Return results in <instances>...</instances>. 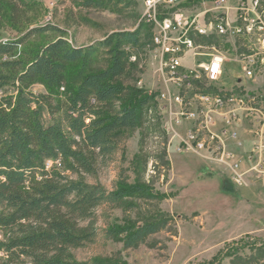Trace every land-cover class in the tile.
I'll use <instances>...</instances> for the list:
<instances>
[{
    "label": "rangeland",
    "instance_id": "rangeland-1",
    "mask_svg": "<svg viewBox=\"0 0 264 264\" xmlns=\"http://www.w3.org/2000/svg\"><path fill=\"white\" fill-rule=\"evenodd\" d=\"M2 1L9 13L8 1ZM27 1L35 4L21 10L15 26L7 18L1 22L0 41L17 39L29 30L51 25L55 29L33 33L25 45L42 44L63 35L72 45L84 46L103 39L112 31L133 30L143 22L142 0H133L131 4L127 0H109L110 3L102 7H85L81 5L82 0ZM213 1L177 0L176 9L185 14L202 13L212 7ZM257 1L256 5L255 0H225L221 4L219 9L227 12L231 25L243 27L240 34L192 35L198 47L186 52L182 61L188 66H195L207 63L211 54L222 57L224 71L217 81H208L201 70L199 77H193L191 88L184 83L178 89L171 86L172 92L185 99L186 109L194 111L195 117H200L202 109L195 94L203 91L224 96L223 103L214 112L215 106L211 108L210 113L214 123L221 116L227 125L231 117V132L235 131L237 135L236 139L231 137V149L230 144L228 149L242 161L245 170L255 163L252 148L258 138L254 131L259 130L260 125L253 115L257 109L264 108V0ZM243 4L246 8L243 12L249 19H254L249 22L252 24L250 32L245 29L247 22L239 18ZM161 12L164 13L165 9L162 8ZM210 13L204 14L206 20ZM153 47L151 43L143 51L135 53L136 56L130 59L135 65L120 78L124 85L142 88L154 95L155 105L150 108L147 121L140 127L124 130L115 139L114 151L97 160L94 173H74L62 166L58 169L69 179L81 178L108 191L122 185H147L156 196L152 199L125 197L116 203L97 206L94 210L96 234L91 241L71 249L74 258L88 264L94 258H107L119 264H264V177L256 178L253 173L248 174L246 184L236 185L231 181L226 166L215 160L217 153L205 152L204 156L182 147L180 139L187 130L202 129H199L196 119L175 122L167 118L158 99L166 85L158 71L159 52ZM107 64V55L100 49L90 70L103 69ZM29 90L33 93L45 92L44 86L38 82ZM15 93L13 87L0 90V96ZM125 95L126 92L122 97ZM231 95L242 97L244 105L227 103ZM120 103L121 100L116 101V105ZM38 108L43 121L48 124L50 120L46 107L40 104ZM230 110L237 113L236 117L229 113ZM173 146L179 152L169 156ZM185 161H197L199 164L186 170L188 165ZM212 164L219 169L208 167ZM213 176L227 178L236 200L246 201L245 207L241 205L240 212L241 220L247 214L246 220L231 237L212 236L207 231L214 225V218L239 220L238 202L234 204L233 211L232 205L227 204L219 194L207 195L199 191L203 180ZM197 210L201 213L205 211V220L200 218ZM153 219L161 221L159 231L127 247L120 229ZM86 223L81 222L82 225ZM22 264H29L28 260L25 259Z\"/></svg>",
    "mask_w": 264,
    "mask_h": 264
},
{
    "label": "trees",
    "instance_id": "trees-1",
    "mask_svg": "<svg viewBox=\"0 0 264 264\" xmlns=\"http://www.w3.org/2000/svg\"><path fill=\"white\" fill-rule=\"evenodd\" d=\"M7 1L9 13L0 0V24L7 18L12 26L22 9L35 4ZM109 3L82 0L81 5ZM53 29L46 25L0 41V90L13 87L16 92L0 96V264H22L25 259L29 264H88L76 260L71 249L95 236V208L125 197L156 196L147 185H122L108 191L81 178L69 179L58 167L45 168L46 159H59L64 170L92 174L97 160L114 151L115 139L124 130L147 121L154 95L128 87L120 78L135 65L131 54L136 56L152 43V25L141 22L133 30L112 31L84 46L72 45L63 35L25 45L33 33ZM100 49L108 64L92 71ZM37 82L45 92L29 90ZM40 104L46 107L48 124L40 115ZM161 226L160 220L153 219L119 232L130 247ZM90 264L119 263L94 258Z\"/></svg>",
    "mask_w": 264,
    "mask_h": 264
},
{
    "label": "built area",
    "instance_id": "built-area-1",
    "mask_svg": "<svg viewBox=\"0 0 264 264\" xmlns=\"http://www.w3.org/2000/svg\"><path fill=\"white\" fill-rule=\"evenodd\" d=\"M225 0H214L210 9H204L201 13L185 14L177 10V0H144L143 22L152 25V33L154 39V47L156 52H163V60L158 64V71L165 83V89L161 90L158 99L162 104V108L167 114L170 121L178 122L181 119H196L199 129L191 128L185 132L181 137L180 142L185 149H192L206 156L207 153H217L215 160L218 163L224 164L229 173L231 181L236 185H243L247 183L248 174H254L256 178L264 177V108L255 109L256 113L253 115L259 123L260 128L255 129L258 140L253 145V155L255 156V163L248 169H243L242 161L236 159L234 153L228 149V140L236 139L237 133L231 132L229 125L220 126L217 129H212L214 124L213 117L210 112L216 111L217 107L223 103L224 96L219 93L199 92L194 95L196 100L202 106L200 110V117H195L194 111L186 109L185 99L178 93L172 92L173 88L178 89L184 83L187 88L192 87L193 77L200 76L201 70L205 78L214 82L219 79L222 74V57L211 54V58L207 63L198 64L195 66H188L183 62V56L186 52L197 48V44L192 35L198 36H213V35H231L240 34L243 30L242 26L231 25L226 11H221V4ZM255 0V5L257 4ZM165 9L162 13L161 9ZM242 13L240 19L247 22L245 29L250 32L252 24L249 22L254 19H249L244 4L241 5ZM211 12L210 17L205 19V13ZM133 53L130 56L132 58ZM251 74V71H247ZM151 90V89H147ZM227 103L237 102L238 105H244L242 97H234L231 95ZM215 106L214 110L213 107ZM212 108V109H211ZM247 109L250 110L249 107ZM212 110V111H211ZM231 110L229 113L236 117L237 113ZM253 112V111H252ZM251 112V113H252ZM230 115V116H231ZM200 118V120H199ZM231 121L228 118L227 123ZM60 166L59 159H46L45 168ZM1 238V233H0Z\"/></svg>",
    "mask_w": 264,
    "mask_h": 264
},
{
    "label": "crops",
    "instance_id": "crops-1",
    "mask_svg": "<svg viewBox=\"0 0 264 264\" xmlns=\"http://www.w3.org/2000/svg\"><path fill=\"white\" fill-rule=\"evenodd\" d=\"M222 67H223V71H224V63H222ZM222 117H218V120H216V123H214L212 125V129H217L219 128L220 126H223L225 125V122L222 121L221 119ZM229 125V127L231 128V123H227ZM243 132V131H242ZM229 144H230V149H231V140L229 141ZM170 150V149H169ZM179 152V150L176 148V146H173L171 151H169V156L171 155H176V153ZM186 165H188L186 168V170H190L193 166L199 164L197 161L194 162V161H185ZM208 167H212V168H216V169H219L215 164H212V165H208ZM200 192L202 191L203 194H219L220 196H222L221 198H223L225 200V202L229 205H232L231 206V209H233V211H235V207H234V204L236 202H238L239 204V212H238V215H239V220L236 221V220H231L229 219L228 217L226 218H222V219H216L214 218V225L211 226V229L207 230L209 231V233L212 235V236H216L217 237L219 236H229L230 237L232 235H235L236 234V231L237 229L239 228H242L243 226H240L242 224V221L245 222L246 220V215L247 214H244L243 216V219L241 220V205L245 207V203L246 202L244 199L243 200H240L238 199V201L236 200V197H235V193H234V189L231 188V184L229 183V181L227 180V178L225 177H217V176H213L212 178H208V179H205L203 180V183H202V188L199 190ZM200 214V218H202V220H205L203 218V213H201V211L197 210ZM232 211V210H231ZM245 212V211H243ZM234 214V212H233ZM250 214V213H248ZM216 219V220H215Z\"/></svg>",
    "mask_w": 264,
    "mask_h": 264
},
{
    "label": "bare ground",
    "instance_id": "bare-ground-1",
    "mask_svg": "<svg viewBox=\"0 0 264 264\" xmlns=\"http://www.w3.org/2000/svg\"><path fill=\"white\" fill-rule=\"evenodd\" d=\"M142 1H143V10H144V0H142ZM141 16L143 18V14ZM152 44H154V39H152ZM159 55H160V62H162V60H163V52H159ZM132 58H134V57H132Z\"/></svg>",
    "mask_w": 264,
    "mask_h": 264
}]
</instances>
